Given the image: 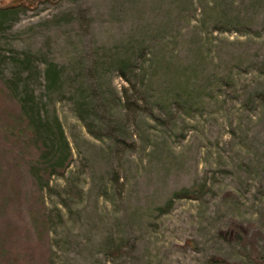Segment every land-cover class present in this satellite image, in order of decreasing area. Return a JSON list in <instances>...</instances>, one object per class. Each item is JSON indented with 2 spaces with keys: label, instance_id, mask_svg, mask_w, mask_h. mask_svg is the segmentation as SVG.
<instances>
[{
  "label": "rangeland",
  "instance_id": "rangeland-1",
  "mask_svg": "<svg viewBox=\"0 0 264 264\" xmlns=\"http://www.w3.org/2000/svg\"><path fill=\"white\" fill-rule=\"evenodd\" d=\"M23 53L72 152L43 190L50 264H255L219 232L234 220L264 233V0L42 3L0 25L4 78ZM127 54L135 86L106 64ZM47 62L66 79L54 93ZM202 184L198 199L172 198Z\"/></svg>",
  "mask_w": 264,
  "mask_h": 264
},
{
  "label": "trees",
  "instance_id": "trees-1",
  "mask_svg": "<svg viewBox=\"0 0 264 264\" xmlns=\"http://www.w3.org/2000/svg\"><path fill=\"white\" fill-rule=\"evenodd\" d=\"M58 1L20 0L0 4V25L20 10L42 3L54 5ZM32 58L28 53L11 58V75L4 78L1 69L4 56L0 55V264H50L51 217L43 190L52 191L50 179L63 177L72 161V152L57 116L48 115L42 96L36 97L28 88V65ZM106 64L122 80L135 86L133 56L108 58ZM42 76L47 93L58 91L66 80L51 62L45 63ZM80 94L70 96L75 113L86 131L98 137L100 131L86 118L88 104ZM205 191L204 184L194 185L173 193L172 198L198 199ZM171 201L168 199L161 210H167ZM219 234L226 241L238 243L255 264H264V247L258 250L255 246L257 239L264 240V233L252 224L230 220ZM209 263L241 264L218 257L209 259Z\"/></svg>",
  "mask_w": 264,
  "mask_h": 264
}]
</instances>
